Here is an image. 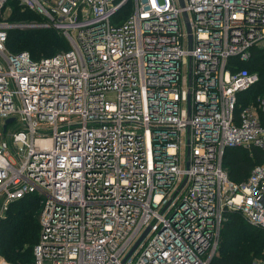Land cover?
Returning <instances> with one entry per match:
<instances>
[{
  "label": "built area",
  "instance_id": "1",
  "mask_svg": "<svg viewBox=\"0 0 264 264\" xmlns=\"http://www.w3.org/2000/svg\"><path fill=\"white\" fill-rule=\"evenodd\" d=\"M18 1L68 43L10 53L0 20V220L38 195L28 264H211L225 211L264 229V94L238 108L259 75L232 62L264 50V0ZM237 146L262 155L240 182Z\"/></svg>",
  "mask_w": 264,
  "mask_h": 264
},
{
  "label": "trees",
  "instance_id": "2",
  "mask_svg": "<svg viewBox=\"0 0 264 264\" xmlns=\"http://www.w3.org/2000/svg\"><path fill=\"white\" fill-rule=\"evenodd\" d=\"M3 7L4 4L0 9V17ZM7 21L21 24L43 22L45 18L23 8L19 3L11 5ZM5 47L10 53L25 51L31 59L38 60L41 56H50L67 49L68 43L61 31L51 26L27 30L10 28ZM252 54L246 61L232 59L238 68L256 71L259 75L254 85L238 93V108L254 103L258 95L264 94V50L254 48ZM261 162L262 155L257 148L240 146L227 148L222 159L228 177L234 182L244 180L251 168ZM38 211V195L29 194L12 201L0 220V256L9 263L28 264L32 260V249L40 229ZM261 256L264 257V229L247 222L239 211H225L211 264H250L252 258Z\"/></svg>",
  "mask_w": 264,
  "mask_h": 264
},
{
  "label": "rangeland",
  "instance_id": "3",
  "mask_svg": "<svg viewBox=\"0 0 264 264\" xmlns=\"http://www.w3.org/2000/svg\"><path fill=\"white\" fill-rule=\"evenodd\" d=\"M10 1H12V0H10ZM10 1L8 0V1H6L4 3V7L2 8V11H1L0 20H3V21L6 20L7 21V17L9 16L10 11H11V5L19 4V1L18 0H13L12 2H10ZM41 23H42L41 21H38V22H36V21L30 22V24H41ZM21 24H25V23H21ZM18 121H19V118H17L12 124H9L7 131H9L10 129L20 128V126L15 127V125L18 123ZM254 260H264V257L263 256H261V257H254V258L251 259V262L254 261ZM0 264H11V263H9L2 256H0Z\"/></svg>",
  "mask_w": 264,
  "mask_h": 264
},
{
  "label": "water",
  "instance_id": "4",
  "mask_svg": "<svg viewBox=\"0 0 264 264\" xmlns=\"http://www.w3.org/2000/svg\"><path fill=\"white\" fill-rule=\"evenodd\" d=\"M5 0H1L2 4ZM180 3L182 4V0H180ZM1 4V5H2ZM39 27H43L40 24H30V23H25V24H15L12 26V28H18L21 30H27V29H32V28H39ZM13 120V117L7 118L5 120L6 123H9ZM147 232V228L144 230V232L140 235V237L136 240V242L133 244V246L131 247L129 253H131V251L136 247V245L139 243V241L143 238V236L145 235V233ZM128 253V254H129Z\"/></svg>",
  "mask_w": 264,
  "mask_h": 264
}]
</instances>
